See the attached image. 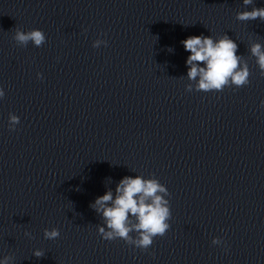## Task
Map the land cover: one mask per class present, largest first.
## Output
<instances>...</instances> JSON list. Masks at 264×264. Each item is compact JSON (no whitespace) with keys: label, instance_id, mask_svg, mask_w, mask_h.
I'll return each mask as SVG.
<instances>
[{"label":"clouds","instance_id":"1","mask_svg":"<svg viewBox=\"0 0 264 264\" xmlns=\"http://www.w3.org/2000/svg\"><path fill=\"white\" fill-rule=\"evenodd\" d=\"M254 0H243L245 6L253 5ZM236 19L239 21H264V7H252V9L238 12ZM13 39L20 46H27L32 42L34 46L40 47L44 44L46 37L43 31L33 29L24 32L17 28ZM185 51L190 55L186 60L188 65V79L199 81L196 84V91L221 92L226 86L234 85L236 88L246 86L249 81V68L242 56L237 55V44L229 38L227 34L214 40L211 36H189L181 42ZM103 44L107 46V41L97 39L93 42V47L98 48ZM172 51V49H169ZM250 53L256 58V63L260 69V75L264 76V47L260 43L250 45ZM243 62V63H242ZM204 66L201 67L200 65ZM38 78L40 74L38 73ZM187 91H192V86L186 87ZM5 92L0 88V98ZM264 106V101L261 102ZM20 122L15 114H9V130L14 131ZM113 192L108 190L104 195L97 197L95 203L91 205L97 213L102 215L104 225L98 226V233L104 239L112 241L122 239L129 245H134L146 251L152 244L155 237H163L170 225L167 222L171 217L169 201L165 199L169 195L167 188L156 178L144 179L141 176L135 178L124 177ZM109 202H111L109 206ZM135 218V222L130 219ZM135 232V238L130 233ZM30 236V233H25ZM60 235L56 228L44 230L45 239L55 240ZM221 238H213V245H221ZM33 255L42 258L45 254L37 249ZM13 259L5 256L0 260V264H9Z\"/></svg>","mask_w":264,"mask_h":264}]
</instances>
